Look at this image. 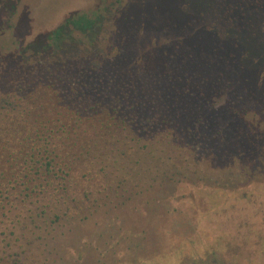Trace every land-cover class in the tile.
I'll return each mask as SVG.
<instances>
[{"label":"trees","instance_id":"16d2710c","mask_svg":"<svg viewBox=\"0 0 264 264\" xmlns=\"http://www.w3.org/2000/svg\"><path fill=\"white\" fill-rule=\"evenodd\" d=\"M223 3L210 0L193 25L169 36L154 21L111 19L110 6L71 13L44 39L1 44L0 264L35 249L50 264V248L90 223L128 241L152 224L191 229L217 191L249 209L243 225H264V208L256 209L263 182L248 165L227 169L253 159L264 140L249 103L237 111L233 100L252 93L239 64L250 57L254 22L245 6L255 5H229L233 18L223 19L215 15ZM223 22L232 33L222 35ZM130 215L137 224L123 232Z\"/></svg>","mask_w":264,"mask_h":264},{"label":"rangeland","instance_id":"374dc122","mask_svg":"<svg viewBox=\"0 0 264 264\" xmlns=\"http://www.w3.org/2000/svg\"><path fill=\"white\" fill-rule=\"evenodd\" d=\"M114 5L101 0H0V46L8 41H31L34 38H45L64 24L71 13L94 15L99 8H109L113 11L111 19L116 17L123 19L133 18L137 23L145 20L154 21L163 25L167 36L180 33V25H193L198 17L204 13L210 5V0H111ZM216 1V0H215ZM229 1V2H228ZM255 5L250 8L249 2ZM227 4L215 7V15L223 19H232L228 16L229 5L239 6L248 4V19L252 18V24L247 23L248 40L247 51L250 57L240 62L243 73H248L251 82V96L248 101H243L241 96H235L234 107L237 111L250 105L258 119H253V126L264 138V27L255 28V22L263 21L262 12L257 10L259 2L264 0H222ZM211 6V5H210ZM243 8V7H241ZM257 8V9H256ZM109 9V10H110ZM96 11V12H95ZM104 13V11H103ZM228 16V17H227ZM237 16V15H233ZM223 22L222 35H227L230 22ZM232 30L239 29V23L234 22ZM258 25V24H256ZM108 27V26H107ZM106 29H104L105 32ZM236 33H233V35ZM237 40V41H236ZM234 39V42L239 39ZM247 40V41H248ZM7 44H10L8 42ZM11 45V44H10ZM5 51L9 50V46ZM1 61V60H0ZM12 62V61H11ZM5 64V60H3ZM6 65V64H5ZM239 93L243 89L238 87ZM243 96V95H242ZM241 100V101H239ZM224 96L220 103H224ZM245 103L246 105H243ZM251 103V104H250ZM263 108H262V107ZM260 109V110H257ZM221 114V113H220ZM228 113H222L221 119H225ZM259 146V147H258ZM256 148L258 152L253 159L246 158L244 162L231 161L227 169H235L241 164L248 165L249 173H256L257 178L264 186V140L259 141ZM214 175V174H211ZM253 175V174H252ZM250 178V176H249ZM252 178V176H251ZM257 193L264 199V189ZM211 198L205 200V206L199 207L190 225H175L173 223L161 224V229L154 225L141 227L142 238H133L131 241L120 236L119 239L112 236L115 229L109 226L90 223L76 227L71 233L70 240H66L50 248L52 256L50 264H264V225H253L242 220L253 219V215L245 208V204L233 199L228 194L225 196L218 191L213 192ZM216 194V195H215ZM236 204L230 208H219L224 205ZM257 204H253L255 206ZM219 208V209H218ZM264 206H256L263 209ZM217 219L212 220L206 212H216ZM264 211V210H262ZM194 212L191 213V215ZM251 216V217H250ZM121 229L129 232L136 226L135 218L128 216ZM174 225V226H173ZM121 231V232H122ZM120 233V232H119ZM132 234V233H131ZM156 234V235H154ZM114 237V238H113ZM262 240V241H261ZM36 252L26 253L20 260H12L10 264H46L48 259Z\"/></svg>","mask_w":264,"mask_h":264}]
</instances>
